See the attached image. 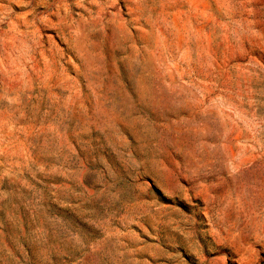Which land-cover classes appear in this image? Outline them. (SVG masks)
I'll list each match as a JSON object with an SVG mask.
<instances>
[{"label":"rangeland","instance_id":"374dc122","mask_svg":"<svg viewBox=\"0 0 264 264\" xmlns=\"http://www.w3.org/2000/svg\"><path fill=\"white\" fill-rule=\"evenodd\" d=\"M0 264H264V0H0Z\"/></svg>","mask_w":264,"mask_h":264}]
</instances>
